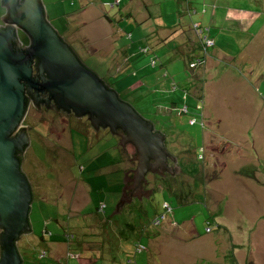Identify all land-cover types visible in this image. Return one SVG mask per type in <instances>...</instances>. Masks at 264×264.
<instances>
[{"label":"rangeland","instance_id":"obj_1","mask_svg":"<svg viewBox=\"0 0 264 264\" xmlns=\"http://www.w3.org/2000/svg\"><path fill=\"white\" fill-rule=\"evenodd\" d=\"M187 1L191 8L182 2L178 11L176 0H120L118 6L112 3L119 0H41L48 23L79 61L163 134L164 150L175 158L174 162L167 157L166 167L177 166L179 172L171 176L163 170L162 177L146 171L142 176L153 191L150 197L140 195L139 201L131 196L112 214L124 187L123 173L137 167L133 145L118 144L120 130L116 136L108 128L100 127L96 133L86 117L75 118L61 109L55 113L54 106L49 109L40 103L41 111H37L28 100L19 123L30 128L20 170L32 195L31 233L16 244L23 264H217L214 261L226 251L239 264H264V0ZM125 4L133 8L142 31L132 21L114 24L106 19L116 20ZM194 10L207 14L201 28L209 31L214 42L209 53L216 50L227 58V53L232 54L229 50H234L233 77H219L220 70L232 71L227 59L216 61L212 70L206 64L211 55L197 54L199 43L195 44L197 37L186 19ZM4 14L0 6V17ZM18 34L25 47L26 37ZM142 36L147 42H141ZM184 38L187 44L179 45ZM258 41L259 49H253L260 56L253 63L252 47ZM189 49L192 54L187 55ZM176 88L184 98L191 97L189 108L175 99L177 107H171L170 94ZM197 101V112L190 113ZM133 175L126 173L129 179ZM129 183L133 181L126 186ZM139 184L146 191L142 180ZM166 185L171 186L169 191L163 189ZM126 191L132 189H124L127 197ZM225 200L231 204L227 201L222 217L220 213L210 216L212 209L224 208ZM163 203L171 212L152 228ZM100 204L105 210L99 218L106 223L104 235L98 237L89 235L85 226L89 218L97 220L93 214ZM182 223H188L189 238L167 231L168 224ZM207 223L228 229L206 234ZM191 228L194 236H190ZM140 229L154 231L156 252L148 250L150 240L141 237ZM67 236L73 239L67 241ZM208 239L221 242L206 243ZM135 243L145 250L136 253ZM207 248L211 252L199 258L195 251ZM90 249L101 254L92 256ZM42 252L44 259H40ZM69 254L74 258H67Z\"/></svg>","mask_w":264,"mask_h":264},{"label":"water","instance_id":"obj_2","mask_svg":"<svg viewBox=\"0 0 264 264\" xmlns=\"http://www.w3.org/2000/svg\"><path fill=\"white\" fill-rule=\"evenodd\" d=\"M0 6L5 11L0 17V264H22L16 244L22 235L31 233L28 215L32 195L20 170L23 152L29 145L26 130L30 128L19 123L28 100L37 111H41L40 103L49 109L54 106L55 113L61 109L75 118L86 117L96 133L100 127L108 128L112 135L120 130L118 144L122 148L125 143L133 145L137 155L132 159L138 160L137 167L128 170L134 173L132 179L126 177L128 171L123 173L124 187L112 214L124 202H130V197H134L131 193L139 201L140 195L148 197L150 192L141 191L139 184L146 171L164 177L161 171L169 170L173 176L179 169L166 167L167 157L174 162L175 158L164 150L163 134L155 132L149 121L120 101L79 61L48 23L41 0H0ZM18 33L28 41L24 48ZM33 70L37 72L36 79L32 78ZM25 90L29 99L24 96ZM38 90L48 97L38 95ZM127 181H133L134 189L140 192H128L126 197L124 189H132L126 186Z\"/></svg>","mask_w":264,"mask_h":264},{"label":"crops","instance_id":"obj_3","mask_svg":"<svg viewBox=\"0 0 264 264\" xmlns=\"http://www.w3.org/2000/svg\"><path fill=\"white\" fill-rule=\"evenodd\" d=\"M184 3L186 4V7H187V9L188 8H191V6H190V2L189 1H184ZM193 12H195V14L193 15V16H188V18H186L187 19V21H190V24H193V23H197L198 25H200L201 26V24L202 23H204V22H207V18H205V16L207 15V14H205L204 15V12L202 13V12H197V11H193ZM187 13V12H186ZM188 14V13H187ZM229 14H230V11H229ZM233 18V17H232ZM234 19V18H233ZM184 19L182 18V21H183ZM231 24H233L234 25V20L231 22ZM191 25H189V27H190ZM187 36V34L185 35V37ZM215 38H216V36H215ZM233 38V36H230L228 39H232ZM185 40V41H184ZM184 40L182 41V42H179V45H183V46H185L186 44H187V39L186 38H184ZM196 40L197 39H195V44L197 45V43H196ZM264 40V39H263ZM189 41V40H188ZM231 42V41H230ZM232 45H234V43H231ZM193 45H194V43H193ZM193 45H192V43H190L189 44V46H190V48H193ZM195 45V46H196ZM259 46H260V44H259V41L257 42V44L255 45V47H252V45H251V47H252V56H251V60H252V62L253 63H255V59L256 58H258L259 56H260V52L258 51V50H255L254 51V49L253 48H256V49H259ZM196 48H197V50H198V46H196ZM190 51L189 52H186V54L187 55H190V54H192L191 52H192V49H189ZM263 52V51H262ZM229 53H232L231 55H228V53H227V58H225V57H223L222 55H220L219 53H218V51H212L211 53H209V56L211 55V58H213V59H210L208 62H206V64L207 63H209V68L210 69H212L213 70V68H215L216 67V61H220V60H223V59H227V61L228 62H230L227 66L228 67H230L231 69H232V71L231 72H226L227 71V69L225 68V70H224V72L223 71H221L220 70V76L219 77H233V74H232V72H234V50H233V52H231L230 50H229ZM197 54H198V52H197ZM197 54H195L194 55V57L197 55ZM236 56V55H235ZM262 64H264V62L262 63ZM205 67V66H204ZM206 67H207V65H206ZM262 86H261V84L259 83V88H261ZM177 90V88L176 89H174L173 90V93L172 94H170V96H171V98L172 99H169V100H171V107L173 106L174 108L175 107H177V105H176V103L174 102V101H172V100H180V98H182L183 99V92H178V91H176ZM263 95H264V90H263ZM191 97L189 98V99H187V97H186V103H191ZM170 109L171 108H169L168 110L170 111ZM191 110H193V108L191 109ZM170 112H172V111H170ZM168 153V152H167ZM244 170V169H243ZM150 195V194H149ZM149 195H148V197L147 198H149ZM142 198V197H141ZM227 201H228V203H230L231 204V201H229V200H225L224 202H223V206H224V208H222L221 210H220V207H222V206H220L219 204V206L217 207V208H215V209H212V208H209V209H212V211L210 212V216H211V213H213L212 214V216L213 215H217V214H219L220 213V215H218V217H222V214L226 211V205H227ZM222 211H223V213H222ZM228 217H226V220H228L227 219ZM88 220H90L88 223H89V226H85L86 228H89V230H90V234L89 235H94V236H103L104 235V231H103V226H100V223H99V221L97 220V221H93V220H91V218H89ZM166 220H167V218H166ZM211 222H214V217H213V219L211 220ZM216 222V221H215ZM228 223V222H227ZM221 224H224L225 226H227L228 228H230L231 226L230 225H227L225 222L224 223H221ZM230 224V223H229ZM222 227V226H214V230H216L217 229V231L218 230H226V229H228L227 227ZM76 229H79V226L77 225L76 227H75ZM82 228L83 229H85L84 228V226H82ZM171 228V229H170ZM80 230V229H79ZM86 230V229H85ZM167 231H171V232H173V233H176V235H179L180 237H183V236H187L188 238H189V235H188V232H189V227H188V223H182V224H173L172 225V227H171V225L170 224H168V228H167ZM229 231V230H228ZM138 232H139V230H138ZM142 233V234H141ZM194 234H195V230L193 229V228H191V230H190V236H194ZM81 235L84 237V236H86V234H84V233H81ZM140 235H141V237L142 238H147V239H149L150 240V243L148 244V250L150 251V249L153 251V252H156V250L154 249V245H155V243H154V239H155V235H154V231H150L149 229H145V230H142V229H140ZM71 239L69 240L68 239V236H67V238H66V240L67 241H71L72 239H73V237L72 236H69ZM157 239V238H156ZM179 241H180V239H178ZM211 240H214V239H208V240H206V243L207 242H209V241H211ZM65 240H63L62 242H64ZM214 241H217L218 243H220L221 242V240H219V239H217V240H214ZM95 244V243H94ZM136 244H138V245H140L141 246V244L140 243H135L134 244V246L136 245ZM124 247V249L126 250V247L125 246H123ZM142 247V246H141ZM143 248V251L145 250V248L144 247H142ZM215 249V248H214ZM213 249V250H214ZM166 250H167V252H169V248L168 247H166ZM193 250V249H192ZM90 251H91V253H92V256H93V253H96V254H101L100 253V251L99 252H97V251H95V250H92V249H90ZM136 253H140V252H143V251H140V252H138L136 249L134 250ZM193 251H195V250H193ZM196 253H197V256H199V258H203L206 254H207V252H211L210 251V249H203V250H201V251H195ZM187 254L190 256V254H191V252L189 251V250H187ZM71 254H69V255H67V256H70ZM72 256H74V255H72ZM67 258H69V257H67ZM70 259V258H69ZM207 260H209L208 259V257H207ZM210 261V260H209ZM198 262V261H197ZM211 262V261H210ZM214 262H216L217 264H229V263H232V264H239V261L237 260V257H235L234 256V254L232 253V252H228V251H226V253L225 254H223L222 256H221V258L218 260V261H214ZM214 262H211V263H214Z\"/></svg>","mask_w":264,"mask_h":264},{"label":"trees","instance_id":"obj_4","mask_svg":"<svg viewBox=\"0 0 264 264\" xmlns=\"http://www.w3.org/2000/svg\"><path fill=\"white\" fill-rule=\"evenodd\" d=\"M184 1H186V0H176V4H177V7H178V11H179V9H180V5H181V3L182 2H184ZM218 1H220V0H217V2ZM119 3H120V0H119V2L118 3H112V4H116V6H118L119 5ZM180 3V4H179ZM141 4H144V8H146V3L145 2H142ZM126 6V7H125ZM125 9H127V7H128V4H125ZM111 8L113 7V6H110ZM125 9H118L119 10V12H117V19L115 20V19H113V20H115V21H113L111 18H109V17H107L106 16V19L108 20V21H111V22H113L114 24H116L117 22H121V21H125V22H129V21H132V25H134L135 27H136V29H140V27H141V31H142V25H141V22H139L137 19H135L133 16V8H131V9H127V10H125ZM189 10V9H188ZM123 11V12H122ZM204 11H202V13H203ZM120 20V21H119ZM139 31V30H138ZM190 31L191 32H193V34L197 37L196 39H197V41H198V45H199V49H198V53H202V54H204V56L207 58V55H209V50L212 48V47H214V42L212 41V40H210L209 39V31L208 30H203L202 28H201V26L200 25H198L197 23H193V24H191V26H190ZM122 36V35H121ZM120 37V36H119ZM128 37H130V34L128 33ZM131 39H132V36H131ZM147 37H144V36H142V38L140 39L141 40V42H147ZM206 42H211L212 44L210 45V46H208L207 44H206ZM143 49L144 48H142V49H140V52L141 53H144V52H142L143 51ZM146 52V51H145ZM191 58V57H190ZM199 60V59H198ZM189 62H190V64L192 65L193 64V60H189ZM199 62H203V59L202 60H200ZM195 64V63H194ZM198 65H201V63H199ZM104 85H105V83H104ZM106 86V85H105ZM107 87V86H106ZM107 88H109V87H107ZM110 89V88H109ZM112 90V89H111ZM185 100V101H184ZM180 102H183V103H185V104H187V107L189 108L190 107V104L191 103H193V102H191V103H186V96H185V98H184V96H183V99L182 98H180ZM198 106V101H197V103L195 104V106H193V107H191V108H193V110H190V113H194V111H196L194 108H196ZM174 111L173 109H170V111ZM186 111V113L188 112L187 111V109L185 110ZM197 112V111H196ZM151 125H152V123H151ZM152 127H153V125H152ZM93 129V128H92ZM153 130H154V127H153ZM97 131V130H96ZM155 131V130H154ZM155 132H157V131H155ZM109 133V132H108ZM111 134V133H110ZM161 134V133H160ZM112 135V134H111ZM114 136H116V135H114ZM164 143V142H163ZM199 173V171H197V173H196V175ZM195 175V176H196ZM171 186L170 185H166L165 186V188H163V189H167L168 191H169V188H170ZM147 191H149L150 192V195L153 193V191H151L150 189H148ZM150 195H149V197H150ZM163 204H166V203H163ZM162 204V205H163ZM124 205V204H123ZM168 205V204H167ZM168 207H169V205H168ZM170 208V207H169ZM117 209L118 210H120L121 209V206L120 207H117ZM103 210H105V208H104V205L103 204H100L97 208H96V210H95V213L93 214L94 215V217L95 218H97V220L99 221V223H100V226H103L105 223H106V220H104V219H101V218H99V216H101V215H103V213H104V211ZM161 212H162V206H161ZM160 212V213H161ZM169 212H171V208H170V211ZM168 212V213H169ZM160 213H158V214H160ZM157 214V215H158ZM156 215V216H157ZM96 220V221H97ZM208 230V231H207ZM214 230V227L213 226H211V224L210 223H207V227L205 228V233L206 234H210L212 231ZM217 230V229H216ZM142 234V233H141ZM40 239L42 240V238L40 237ZM137 246H140V245H138V244H136L135 246H134V249H136V247ZM18 250V249H17ZM43 253V252H42ZM44 254V256H43V258H40V259H44L45 258V253H43ZM38 256H39V254H38ZM21 257V256H20ZM21 261H22V258H21ZM22 264H23V261H22Z\"/></svg>","mask_w":264,"mask_h":264},{"label":"built area","instance_id":"obj_5","mask_svg":"<svg viewBox=\"0 0 264 264\" xmlns=\"http://www.w3.org/2000/svg\"><path fill=\"white\" fill-rule=\"evenodd\" d=\"M206 44L208 46H210L212 43L211 42H206ZM170 211V208L168 207L167 204H163L162 205V212L160 214H158L157 216H155L150 224V226L152 228H157L158 226H160L162 224V222L165 220L166 218V214ZM208 231V230H207ZM136 250L138 252L143 251V248L141 246H137ZM44 255V254H43ZM69 258H74V256L70 255L68 256Z\"/></svg>","mask_w":264,"mask_h":264},{"label":"flooded vegetation","instance_id":"obj_6","mask_svg":"<svg viewBox=\"0 0 264 264\" xmlns=\"http://www.w3.org/2000/svg\"><path fill=\"white\" fill-rule=\"evenodd\" d=\"M18 37H19V35H18ZM28 45V41H27V43H26V46ZM25 46V47H26ZM22 48H24L23 46H21ZM36 62H34V64H35ZM33 73H34V71H33ZM32 73V78L33 79H36L37 77L35 76V74H33ZM39 80V79H38ZM39 82V81H38ZM39 91V90H38ZM27 91L25 90L24 91V96L26 97V98H30V97H28L26 94ZM42 94V93H41ZM42 96L45 98L46 97V94L45 95H43L42 94ZM51 106V105H50ZM52 107V106H51ZM70 114V113H69ZM81 119V118H80ZM83 120H85V121H87V119L85 118V119H83ZM87 123H88V121H87ZM104 130H106V129H104ZM107 135H109V133L107 132ZM19 155V154H18ZM169 171V170H168ZM146 184V186L144 187V185ZM129 187H132V191H137V190H135L134 189V186H133V183H129V185H128ZM143 187H144V190H147L148 188H147V182L146 183H144V179H143ZM142 191V190H141ZM129 192H131V191H129ZM137 192H140V191H137ZM126 193H128V191H126ZM146 193L148 194V191H146ZM132 195H135L134 193H131ZM146 196V195H145Z\"/></svg>","mask_w":264,"mask_h":264}]
</instances>
